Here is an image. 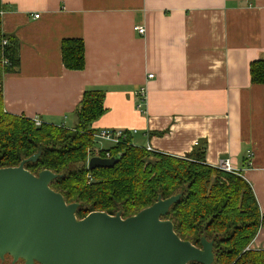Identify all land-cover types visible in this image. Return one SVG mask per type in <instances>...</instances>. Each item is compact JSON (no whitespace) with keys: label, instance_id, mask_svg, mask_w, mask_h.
Returning a JSON list of instances; mask_svg holds the SVG:
<instances>
[{"label":"crops","instance_id":"0c3cea01","mask_svg":"<svg viewBox=\"0 0 264 264\" xmlns=\"http://www.w3.org/2000/svg\"><path fill=\"white\" fill-rule=\"evenodd\" d=\"M2 3V30L17 40L20 60L3 81L8 113L71 129L84 93L102 91L96 133L128 131L135 146L179 158L200 148L215 168L229 161L264 215V85L250 74L264 60V0ZM66 39L83 40V71L64 67ZM104 143L98 152L115 146ZM249 247L264 251V228Z\"/></svg>","mask_w":264,"mask_h":264},{"label":"trees","instance_id":"16d2710c","mask_svg":"<svg viewBox=\"0 0 264 264\" xmlns=\"http://www.w3.org/2000/svg\"><path fill=\"white\" fill-rule=\"evenodd\" d=\"M4 8L0 0V169L19 167L40 153L35 163L28 162L24 168L33 175L42 171L55 174L51 189L68 205H80L76 212L79 220L92 212L120 214L127 219L159 198L182 195L162 217L174 224L181 240L198 248L203 237L213 241V264H264V251L248 249L264 228V215L252 187L238 172L208 165L204 150L198 148L184 158L149 151L132 144L131 133L126 131L120 143L95 155L92 125L106 113L102 91L84 93L76 110L77 125L71 129L47 123L36 126L33 119L8 113L3 81L16 72L20 60L17 40L2 30ZM85 52L83 40H64V67L83 71ZM250 74L253 84L264 85V60L253 62ZM89 155L121 159L112 168L89 171ZM0 264H11V258Z\"/></svg>","mask_w":264,"mask_h":264},{"label":"water","instance_id":"95a60500","mask_svg":"<svg viewBox=\"0 0 264 264\" xmlns=\"http://www.w3.org/2000/svg\"><path fill=\"white\" fill-rule=\"evenodd\" d=\"M19 167L0 169V258L6 254L26 264H213L214 242L201 240V248L181 240L174 224L162 217L182 195L161 198L137 215L123 219L92 212L77 220L79 204H66L50 188L56 175L38 176ZM121 157L94 156L88 170L108 169Z\"/></svg>","mask_w":264,"mask_h":264},{"label":"built area","instance_id":"2783aa9c","mask_svg":"<svg viewBox=\"0 0 264 264\" xmlns=\"http://www.w3.org/2000/svg\"><path fill=\"white\" fill-rule=\"evenodd\" d=\"M36 18H39V15L35 16ZM136 31L140 34V35H145L146 30L143 27H137ZM6 41L3 43L4 45H6ZM6 64V62H3ZM153 75H149V78H153ZM137 97L139 98V103H138V110L140 111L141 114L145 115L147 113L146 111V104H147V90L146 88H141L139 89V91L137 92ZM36 126H40L42 124V121L39 118H35L34 119ZM125 132L126 131H122V130H102L100 132H97L94 137L96 140L100 141V142H109L112 143L113 145H117L118 143H120V141L122 139H125ZM147 150L152 151L150 148H148ZM99 153V152H98ZM97 153V154H98ZM96 155V154H95ZM93 156H91L90 158H92ZM248 157H252V153H249ZM90 158L88 159V162L90 160ZM220 168L226 172L229 173H236L237 171L233 168V166L231 165V163L229 161H225L221 164ZM250 249V247L248 248Z\"/></svg>","mask_w":264,"mask_h":264},{"label":"rangeland","instance_id":"374dc122","mask_svg":"<svg viewBox=\"0 0 264 264\" xmlns=\"http://www.w3.org/2000/svg\"><path fill=\"white\" fill-rule=\"evenodd\" d=\"M96 134V133H95ZM94 141H95V146L93 147V152L95 153V154H97L98 153V151L97 150H99L100 148H102L101 146H105L107 143H104V142H99L98 140H96L95 139V137H94ZM107 146V145H106ZM97 149V150H96ZM90 158V155H89V157H88V159ZM35 176H38V175H35ZM51 188V187H50ZM67 204V203H66ZM75 204H77V203H75ZM80 206V205H79ZM79 208V207H78ZM78 210V209H77ZM76 217H77V215H75ZM77 220H79L78 218H77ZM203 238H206V237H203ZM202 238V239H203ZM201 239V240H202ZM207 240V239H206ZM208 242H210L209 240H207ZM193 245V244H192ZM214 246V245H213ZM196 247V246H195ZM213 254H214V251H213ZM11 258V264H13L14 263V257L11 255V254H6L4 257H3V259H1L0 258V261L1 262H4L5 260H9L10 261V258ZM214 261H215V255H214ZM27 262H26V260L24 259H19V260H17L16 261V263L15 264H26ZM214 263V262H213ZM35 264H39V263H37V262H35Z\"/></svg>","mask_w":264,"mask_h":264}]
</instances>
